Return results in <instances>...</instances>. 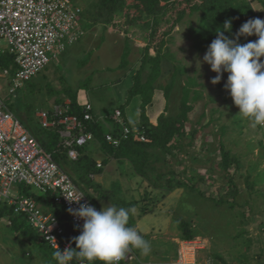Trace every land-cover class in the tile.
I'll use <instances>...</instances> for the list:
<instances>
[{
	"label": "rangeland",
	"instance_id": "obj_1",
	"mask_svg": "<svg viewBox=\"0 0 264 264\" xmlns=\"http://www.w3.org/2000/svg\"><path fill=\"white\" fill-rule=\"evenodd\" d=\"M71 1L74 7L77 5L85 12L83 36L31 79V84L19 90L18 94L9 95L6 84L1 81V95L7 108L21 122L28 124L30 134L34 132L32 127L40 129L37 113L75 99L80 105L90 103L95 118L103 121L98 122L104 126L105 134L120 140L122 134L114 122V115L120 111L133 87V78L140 67L148 36L138 30L132 33V29L118 18L108 27L93 20V5L99 0ZM252 5L256 12H263L259 4ZM260 18L264 19V13ZM199 20L198 15L186 16L167 37L164 57L160 61L161 75L154 83L152 102L146 115L150 123L156 125L159 115L166 112L167 116H174L178 113L184 86L191 90L189 99L193 96L198 99L192 103L193 109L184 123L185 134L178 144L164 153L152 150V155L159 157L160 161L154 163L149 159V162H153L154 175L172 171L174 177L183 179L185 183L194 185L199 182L205 197L216 199L223 195L231 201L232 196L224 194V190L225 187H235L238 192L232 209L233 219L244 218L254 222L255 216L264 217V192L249 174L256 166L255 162L263 170L256 166L254 172L264 173V131L250 118L239 115V109L225 90L227 73L214 86L211 80L216 74L209 65L202 64L200 72L197 71V60L202 61L206 53L194 47L193 29ZM125 48L128 49L127 64L121 67ZM154 55V50L150 49L148 56ZM149 65L146 63L143 68V82L149 73ZM173 75L174 85L166 101L165 87L171 83ZM190 80L196 85H191L193 82ZM140 102L139 97L131 100L126 108L125 123L144 134L143 121L139 116ZM110 129L115 133L108 132ZM35 134L41 137L38 131ZM219 142L233 154L242 156L241 168L236 170L232 167L227 171L218 168ZM96 148L95 144L88 156L101 164L104 156ZM101 167V174L89 177L92 186L86 188L81 184L82 188L95 201L98 210L110 202L117 207H135L136 212L130 214L128 226L134 227L151 245L147 254L135 249L136 257L128 264H176V250L181 242L179 218L189 224V231L196 236L194 238L200 239L207 247L199 253L197 264H264V223H212L216 206L208 198L198 199L184 189L167 192L163 186L154 187L147 179L136 176L125 160L110 158ZM71 175L74 177L75 174ZM28 192L43 196L34 188H28ZM218 208L226 215L229 213L227 206ZM8 211L9 208L0 203V264H58L55 252L36 231H29L23 223L19 224V231L10 229L11 215ZM143 211L148 213L143 215Z\"/></svg>",
	"mask_w": 264,
	"mask_h": 264
},
{
	"label": "built area",
	"instance_id": "obj_2",
	"mask_svg": "<svg viewBox=\"0 0 264 264\" xmlns=\"http://www.w3.org/2000/svg\"><path fill=\"white\" fill-rule=\"evenodd\" d=\"M81 13L71 0H0V59L5 55L12 56V66H0V203L15 215L24 217L30 229L36 231L54 252L63 251L69 245L76 248L72 240L80 235L83 221L70 215L68 209L78 208L79 205L70 200L86 193L7 108L1 95V81L6 84L8 94L15 95L83 36ZM69 104L53 106L52 118L47 111L37 113L36 117L42 128L59 126L60 145L66 150L68 159L75 161L79 156L78 149L95 141L85 126V122L92 120V106L83 104L82 117H78L64 114ZM114 118L121 139L133 136L145 141L143 133L126 125L120 111H116ZM260 126L264 131V125ZM121 139L105 134L106 142L115 147ZM21 187L27 191L34 188L43 196L48 194L46 200L58 208V214L45 211L35 199L23 193ZM80 203H89L97 209L87 195ZM204 248L205 243L200 239L181 240L176 250V264H197L199 253L207 247ZM135 257V249H132L120 264H128ZM72 264H81V261L74 260Z\"/></svg>",
	"mask_w": 264,
	"mask_h": 264
},
{
	"label": "trees",
	"instance_id": "obj_3",
	"mask_svg": "<svg viewBox=\"0 0 264 264\" xmlns=\"http://www.w3.org/2000/svg\"><path fill=\"white\" fill-rule=\"evenodd\" d=\"M253 3L259 4L263 12H256L253 8ZM263 13L264 0H99L93 5V20L99 21L101 24L107 25L108 27L112 26L115 19L118 18L122 20L123 24L128 29H132V33L138 30L143 32L145 37L148 36V40H146V45L142 52L140 67L133 78V87L129 90L125 102L120 108L122 118L126 122L125 112L131 100L135 97L141 99L139 116L141 121H143L142 126L144 125L145 135H143L145 136V141H140L131 136L128 139H121L119 145L116 147L108 144L105 140L106 130L101 123L94 119L93 112L91 113L92 120L85 122V126L87 131L94 135L95 141L83 148H79V156L75 161L68 159L66 150L60 145V138L57 133L59 126L50 129H45L40 126V129H36L35 127H32L33 120L31 119L32 122H30V125L34 130L32 134L39 141L41 146L47 152L52 154V157L58 166L66 172L76 185H78L85 193L86 191L82 188L81 184L86 188L92 186L89 177L94 174H101V166L103 164L106 165L108 159L112 158L118 161L125 160L131 165L132 171L136 176L147 179V181H150L154 187L163 186L164 190L167 192L184 189L190 195H194L198 199L208 198L216 206V214L212 218V223H244L246 221L244 218L238 219L234 217L233 219L232 209L234 208L236 194L238 192V189L235 187H225L224 194H230L232 196L231 201H229L230 199H227V201L223 195L216 199H214V197H205L204 191L199 187V182L193 183L194 185L185 183L183 182V179L176 178V176L174 177L172 171L168 174L154 175L152 163L160 161V159L159 157L155 158L151 151L156 149L164 153V151H167L174 145L176 146L178 144L185 134L184 123L188 119V113L193 109L192 103L197 100L198 97L193 96L192 99H189L191 90L184 86L178 106V113L174 116H167L165 114L166 112L159 115L156 125L150 123L148 116L146 115V110L152 102L154 83L161 75L160 61L164 57L163 51L165 49L167 37L172 33L174 27L186 16H199V24L193 29L194 47L199 52H206L211 42L216 39V29H222L226 20L230 19L232 21L231 33H225V35L231 39L235 37L239 28L245 22L257 17L260 18ZM81 17L83 19L86 18L84 11H82ZM156 38L160 39L155 41ZM256 39L257 37L255 35L250 37L242 36L239 38L238 42L240 44H246L247 42ZM128 40L129 37H127L126 41L128 42ZM150 49H153L155 52L153 57L148 56ZM127 56L128 49L125 48L122 53L121 67L127 64ZM261 61L264 62V57L261 58ZM146 63L150 64V70L143 82L142 73ZM10 65L12 66V56L5 55L0 59L1 67H9ZM174 78L175 75L172 76L171 83L165 87L164 97L166 101H168L170 95L169 92L174 85ZM30 82L31 81L27 82L26 85H24V88H27L28 85L31 84ZM189 82L193 81L190 80ZM190 84L196 85L194 82ZM24 88L20 90H23ZM18 92L19 91L16 93L18 94ZM57 105L63 106L64 103H59ZM82 108L83 105L78 104L75 102V99H73L69 104L68 110L64 114L82 117ZM46 110L49 113L50 118H52V108ZM166 110L167 107L165 106L164 111ZM55 119L57 120V118ZM23 125L30 130L27 123H23ZM36 131L40 133V138L35 134ZM108 132L115 133L112 129ZM95 144L98 147L96 149H98L104 156L100 167H97L96 161L88 156V153L92 151L90 149L93 148ZM217 148L220 155V162L217 166L220 170L227 171L232 167L236 170L241 168L242 161L238 155L233 154L231 150L227 149L221 142H219ZM149 159H153V162H149ZM255 167L256 166L254 165L252 169L250 168V177L253 176L252 171H255ZM67 169H70V171L68 172ZM70 172L75 174L74 177ZM256 175L257 177H261V173H257ZM252 179L255 185H257L256 178L253 176ZM162 182H164V184H161ZM200 182L203 183V180H200ZM23 193L35 199L45 211H52L53 213L58 214V208L46 200L48 194L40 197L36 194L29 193L27 189H24ZM86 195L95 204V201L92 200L87 193ZM222 206H227V210L229 211L227 215L229 216L226 215L224 210H218V207ZM8 213L11 215V223L9 225L13 232L19 231L20 223H23L29 231L31 230L24 217L15 215L10 208ZM147 213L148 212L143 211V215H146ZM217 216L218 219H216ZM177 222L181 229L180 240L193 239L195 235L194 232L189 231V224L180 218ZM66 230L67 232L70 231L69 225H67ZM30 236V240L33 241V235L30 234Z\"/></svg>",
	"mask_w": 264,
	"mask_h": 264
},
{
	"label": "clouds",
	"instance_id": "obj_4",
	"mask_svg": "<svg viewBox=\"0 0 264 264\" xmlns=\"http://www.w3.org/2000/svg\"><path fill=\"white\" fill-rule=\"evenodd\" d=\"M232 21L226 20L222 29H216V39L209 45L203 60H197V71L202 64H207L215 73L212 85L221 82L227 73L225 90L230 93L239 115L250 118L255 124L264 125V19L254 18L245 22L235 34L229 38ZM257 37L254 41L240 44V37ZM86 195L80 193L77 198L69 199L79 205L69 208L68 212L83 221L80 235L74 237L71 245L63 251H56L54 256L58 264H72L80 260L81 264H120L127 252L137 249L142 254L150 251V243L128 226L130 214L135 207H117L111 202L97 210L89 203H80Z\"/></svg>",
	"mask_w": 264,
	"mask_h": 264
},
{
	"label": "crops",
	"instance_id": "obj_5",
	"mask_svg": "<svg viewBox=\"0 0 264 264\" xmlns=\"http://www.w3.org/2000/svg\"><path fill=\"white\" fill-rule=\"evenodd\" d=\"M88 103V102H87ZM90 104V103H89ZM92 106V105H91ZM93 110V109H92ZM94 119H96L97 121H99L100 119H99V117H97V118H95V115H94ZM101 122H103L102 120H100ZM238 155V154H237ZM239 156V155H238ZM240 157V159L242 158V156H239ZM243 160V158L241 159V161ZM248 164H252L251 162L249 163L248 162ZM254 164H256V166H257V169H261L260 168V164L258 163H254ZM252 166H253V164H252ZM250 167H251V165H248V168L250 169ZM261 170H263V169H261ZM259 173H261V177H257V173H255V172H252V174H253V176H254V178H256V184H258V186H259V188H261V190L264 192V189H262V188H264V173H263V171L262 172H259ZM252 176V177H253ZM258 188V187H257ZM258 188V189H259ZM260 190V189H259ZM33 194V193H32ZM37 195V194H36ZM38 196V195H37ZM253 216H255V215H253ZM253 216H251V219H252V217ZM255 218H256V221H254V222H251L250 221V219L248 220V221H245L244 223H264V217L262 216V218L260 219L259 217H257V216H255ZM162 223H165V222H162Z\"/></svg>",
	"mask_w": 264,
	"mask_h": 264
}]
</instances>
